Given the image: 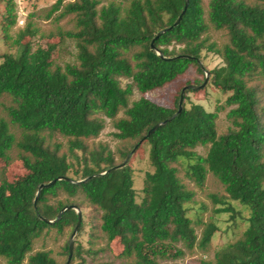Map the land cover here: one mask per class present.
Here are the masks:
<instances>
[{
    "label": "trees",
    "instance_id": "16d2710c",
    "mask_svg": "<svg viewBox=\"0 0 264 264\" xmlns=\"http://www.w3.org/2000/svg\"><path fill=\"white\" fill-rule=\"evenodd\" d=\"M65 1L57 0L47 15L64 7L61 16L76 20L66 35L76 42L77 62L61 65L52 59L54 44L33 49L21 36L12 38L17 14L14 0H5L2 31L15 50L0 53V96L11 99L9 121L0 118V162L11 163L16 148L26 172L11 181L0 167V257L8 264H66L70 238L63 261L35 245L52 232H74V208L54 223L44 220H55L68 205L82 213L69 264H162L206 250L218 227L202 222L198 234L188 215L196 193L186 179L204 187L211 173L227 194L216 198L226 205L217 212L234 217L233 200L249 217L215 261L200 264H264V0H115L101 9V0ZM211 27L225 31L228 42L212 41ZM205 51L222 59L208 80L228 93L230 125L223 131L218 111L190 99L196 89L185 90L178 112L184 86L205 80L199 63ZM191 68L203 78L184 80ZM122 78L131 82L123 86ZM135 88L143 96L131 101ZM106 119L121 142L116 150L92 142ZM141 142L149 145L153 170L145 172L138 201L129 160ZM87 208L94 213L85 248L79 236L88 226ZM116 239L123 245L117 254ZM105 252L109 260H99Z\"/></svg>",
    "mask_w": 264,
    "mask_h": 264
},
{
    "label": "rangeland",
    "instance_id": "374dc122",
    "mask_svg": "<svg viewBox=\"0 0 264 264\" xmlns=\"http://www.w3.org/2000/svg\"><path fill=\"white\" fill-rule=\"evenodd\" d=\"M57 0H14L15 12L17 14V23L10 30V35L13 39L21 36L24 41H30L33 49L38 46L48 48L50 44L55 45V49L52 54V59L61 65L67 63L77 62V47L74 39L66 35L67 31L76 29V20L74 14H66L61 16L64 11V7L61 10L55 12L50 18L47 17L50 9L56 3ZM69 1V0H67ZM65 1V2H67ZM115 0H101L98 6L101 9L103 6L109 5ZM207 3L208 0H205ZM7 14L5 0H0V53L7 51H14L15 47L10 46L4 38L2 31L3 16ZM30 29L31 32L22 35V31ZM22 33V34H21ZM61 34L64 37L61 38ZM209 36L212 41H215L219 46H223L228 42V37L225 31L216 30L211 27L209 30ZM0 58V62H1ZM222 63V59L215 53L205 51L203 53L202 64L206 71L212 70L215 66ZM194 77H201L195 68H191L186 74V79H193ZM206 77V73L204 74ZM122 85L125 86L130 83L131 80L127 78L121 79ZM185 87V86H184ZM165 89L149 93L148 96L157 97L159 93L164 92ZM189 97L195 102L203 104V106L209 111H218V128L219 131L225 130L230 122L227 118V113L231 107L226 104V98L228 93H224L218 86L210 83L207 80L206 84L200 88H197L195 92H190ZM143 94L137 89H134V93L130 97L131 101L139 99ZM11 104V99L7 96H0V118H5L9 121L5 107ZM120 115H124V111H121ZM11 131L19 136V129L16 126L10 125ZM116 129L110 119H106V125L98 138L92 140V142L107 143L113 150L117 149V146L121 143L119 139L114 136ZM58 139L66 141L65 138L58 135ZM199 152L203 153L204 148L200 147ZM16 148L12 151L13 160L7 164L3 161L0 162V167H6V175L9 180H14L18 176L24 174L26 169L22 162L16 159ZM130 165L134 170V187L137 191V200L140 201L142 195L143 178L146 171H152L153 166L149 159V145L146 142H141L137 148L133 150L129 160ZM184 176V173H181ZM186 182L195 191V202L188 205V215L195 221L197 225L198 234H201L203 223L213 221L216 223L218 230L215 232L211 243L206 250L195 249L192 252H187L182 258L175 260L162 261V264H200L201 259H207L215 261L216 252L227 245L228 243L236 240L242 232L247 228L249 217V210L238 201L229 200L228 202L235 208V215L231 211L217 212V209L226 207V205L218 202L219 197H226V191L224 185L211 173L208 174L204 187L196 186L193 182L186 179ZM216 196V197H214ZM216 198L218 200H216ZM86 213L89 214L90 219L86 230L79 236L85 248L89 247V231L92 229V215L90 209H86ZM69 231V230H68ZM71 235L66 232L64 235L56 234L52 232L46 239L37 241L36 249H49L53 252V255L60 261L64 260L63 246L66 240L71 238ZM103 242H100L97 247H101ZM123 248L120 239H116L112 243V251L119 253ZM110 252H105L100 255L99 260H109ZM113 254V253H112ZM78 260L74 264H78ZM0 264H8L7 261L0 257ZM26 264V263H25Z\"/></svg>",
    "mask_w": 264,
    "mask_h": 264
},
{
    "label": "water",
    "instance_id": "95a60500",
    "mask_svg": "<svg viewBox=\"0 0 264 264\" xmlns=\"http://www.w3.org/2000/svg\"><path fill=\"white\" fill-rule=\"evenodd\" d=\"M186 2H187V1H186ZM181 16H182V14L178 17V19L175 21L174 24H177V23L179 22ZM163 31H164V30L160 31V32L157 34V36H159ZM151 45H152V47H154V40L152 41V44H151ZM158 53L160 54L159 51H158ZM166 59H170V58H166ZM199 63H200V65L202 66V68L205 70V68H204V66H203V64H202V62H201L200 60H199ZM205 73H206V77H205L204 82H203L201 85H186V86L182 89V93H181V97H180V101H179L178 112H179V111L181 110V108H182L183 94H184L185 90L188 89V88L197 89V88H200V87H202V86H204V85L206 84V82H207V80H208L209 71H206V70H205ZM175 115H176V113H175L173 116H175ZM170 118H171V117H170ZM170 118H169V119H170ZM169 119H167V120H169ZM161 124H162V122L157 123L154 127H152V128L149 130V133H148V134H150L153 130H155V129H156L158 126H160ZM145 138H146V137H145ZM122 164H125V162H123ZM112 169H113V168H112ZM60 178H62V177H60ZM64 178H65V177H64ZM55 181H56V179L50 181V182L47 183V184H42V185L40 186V188L43 187V186H49V185L53 184ZM71 208L76 209V211H77V213H78V222H77V225H76V227H75V230H74V232L72 233V236H71V238H70V242H69V256H68V260H67L66 264H69L70 261H71V258H72L73 249H74V238H75V235H76V233H77V231H78V229H79V227H80V224H81L82 213H81L80 209H79L77 206H75V205H68V206L64 207V208L60 211V213L58 214V216H57V218H56L55 220H47V219H44V220L47 221L48 223H54V222L57 221L59 218H61V216L63 215V213H64L65 211H67V210H69V209H71Z\"/></svg>",
    "mask_w": 264,
    "mask_h": 264
}]
</instances>
